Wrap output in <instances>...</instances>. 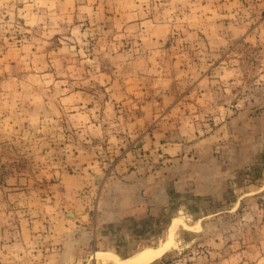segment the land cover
Segmentation results:
<instances>
[{
  "label": "rangeland",
  "instance_id": "374dc122",
  "mask_svg": "<svg viewBox=\"0 0 264 264\" xmlns=\"http://www.w3.org/2000/svg\"><path fill=\"white\" fill-rule=\"evenodd\" d=\"M264 264V0H0V264Z\"/></svg>",
  "mask_w": 264,
  "mask_h": 264
},
{
  "label": "bare ground",
  "instance_id": "6f19581e",
  "mask_svg": "<svg viewBox=\"0 0 264 264\" xmlns=\"http://www.w3.org/2000/svg\"><path fill=\"white\" fill-rule=\"evenodd\" d=\"M180 223H182V220H174L173 230L168 240L160 248L145 249L128 259H121L119 256L108 252H98L96 255L99 258L113 262V264H151L173 247L175 243V229Z\"/></svg>",
  "mask_w": 264,
  "mask_h": 264
}]
</instances>
